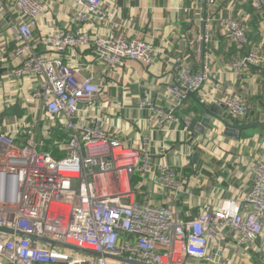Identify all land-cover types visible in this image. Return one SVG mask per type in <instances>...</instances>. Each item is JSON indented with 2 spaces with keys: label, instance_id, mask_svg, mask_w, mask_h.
Segmentation results:
<instances>
[{
  "label": "built area",
  "instance_id": "obj_1",
  "mask_svg": "<svg viewBox=\"0 0 264 264\" xmlns=\"http://www.w3.org/2000/svg\"><path fill=\"white\" fill-rule=\"evenodd\" d=\"M106 1L69 0L78 28H56L36 38L48 0H0V18L11 17L16 26L13 56L19 64L7 75L42 78L32 98L40 100L48 120L44 130L40 117L0 131V227L12 230H0V264H186L188 259L234 264L225 254L231 244L249 250L264 240V154L251 164L253 184L241 198H224L217 206L207 201L196 216L180 218L176 204L188 177L158 160L150 132L140 131L138 143L130 145L119 131L106 129L99 115H88L104 85L64 58L69 50L93 48L96 60L107 67L128 61L153 66L157 49L152 41L122 33L91 35L85 28L110 21ZM201 1L210 7L217 2ZM247 1L264 14V0ZM205 21L208 29L213 19ZM217 21L240 49L249 45L245 21ZM208 40L207 31L199 36L201 42ZM173 59L175 80L167 86L165 103L149 98L140 107L150 110L153 129L168 131L183 121L189 132L191 120L181 119L178 110L191 92L200 93L202 102L209 100L204 87L213 70L207 57L199 70L185 52ZM251 66L262 68L264 55L248 50L230 68ZM221 103L232 123L251 110L235 92ZM201 141L191 143L205 148ZM260 250L264 255V243Z\"/></svg>",
  "mask_w": 264,
  "mask_h": 264
},
{
  "label": "crops",
  "instance_id": "obj_2",
  "mask_svg": "<svg viewBox=\"0 0 264 264\" xmlns=\"http://www.w3.org/2000/svg\"><path fill=\"white\" fill-rule=\"evenodd\" d=\"M105 7L110 12V21L95 28L85 26L91 35L122 33L126 37L146 38L155 45L157 56L150 68L134 61L112 68L96 60L93 48L78 52L69 50L64 56L66 62L80 64L85 68L83 74H94L97 82L105 88L95 99L88 115H99L106 129L119 131L122 139L130 145L138 143L140 131L150 132L154 149L160 151L158 160L176 165L188 177L176 204L180 218L196 216L207 201L217 206L224 198H241L253 184L251 164L264 154L263 130L247 129L239 138H232L224 134L222 124L213 121L212 128L195 138L196 142L199 139L206 143V147L195 149L191 143L193 131L191 128L189 132L184 130L183 121L168 131L153 129L151 112L140 107V102L151 98L158 104L165 103L167 86L175 80L173 58L185 52L195 70L202 67L203 58L207 57L213 73L204 87L209 100L202 102L200 93L190 95L178 110L181 119L189 118L192 122L198 118L201 121L205 103L222 106L219 115L230 121L232 118L221 100L228 93L235 92L251 106L249 115L240 123L264 120V66L246 67L240 71L230 68L248 50L264 55V14L247 0H217L211 7L201 0H107ZM208 17L213 21L207 29L205 19ZM219 17L236 18L247 23L250 43L244 50L219 26ZM61 27L78 28L72 22L71 3L69 0H48L47 11L39 20L35 37ZM15 31L11 17L0 18V131H12L19 121L31 122L40 117L44 130V123L48 120L40 100L32 98L42 78L18 79L7 75L19 64L13 56ZM205 31L209 40L201 42L199 36ZM15 104H19L18 112H13ZM40 136L42 138L41 133ZM181 146L185 147L182 151ZM195 152L199 154L197 162L192 159ZM189 153L193 154L182 156ZM262 243L264 240L260 239L258 246L249 250L231 244L225 254L234 259V264H263Z\"/></svg>",
  "mask_w": 264,
  "mask_h": 264
},
{
  "label": "water",
  "instance_id": "obj_3",
  "mask_svg": "<svg viewBox=\"0 0 264 264\" xmlns=\"http://www.w3.org/2000/svg\"><path fill=\"white\" fill-rule=\"evenodd\" d=\"M190 95L194 96V93L191 92ZM203 111L204 114L202 116V120L199 121L198 118H194L190 124V128L192 129V138L191 142L194 141V139L199 135V134H204L206 129L212 128V122L213 121H218L220 124L224 126V134L227 136H230L232 138H239L244 130L251 129V128H258L260 130H263L264 132V120L257 121V122H251V123H240L238 121H235V123L230 122L229 120H226L223 118L221 115H219V110L222 108V106L217 105V104H203ZM19 110V104H15L13 112H18ZM199 158V154L195 152L192 155V159L194 162H197ZM1 231L5 232H12V230L0 227ZM32 239L34 237H31ZM46 242H51L52 244H58L62 246H66L63 244L55 243L49 240L44 239ZM89 252V251H85ZM121 261L124 262H132L130 260H127L125 258H118Z\"/></svg>",
  "mask_w": 264,
  "mask_h": 264
},
{
  "label": "rangeland",
  "instance_id": "obj_4",
  "mask_svg": "<svg viewBox=\"0 0 264 264\" xmlns=\"http://www.w3.org/2000/svg\"><path fill=\"white\" fill-rule=\"evenodd\" d=\"M205 136V135H204ZM49 141V140H48ZM47 141V142H48ZM50 143V142H49ZM185 149V147H183V146H181V148H180V151H182V150H184ZM186 264H198V262H195L194 260H192V259H188L187 260V262H186Z\"/></svg>",
  "mask_w": 264,
  "mask_h": 264
},
{
  "label": "trees",
  "instance_id": "obj_5",
  "mask_svg": "<svg viewBox=\"0 0 264 264\" xmlns=\"http://www.w3.org/2000/svg\"><path fill=\"white\" fill-rule=\"evenodd\" d=\"M49 142H50V141L46 142V144H49ZM44 150L49 151L50 148H49L48 146H45V147H44ZM53 153H54V152H53Z\"/></svg>",
  "mask_w": 264,
  "mask_h": 264
}]
</instances>
